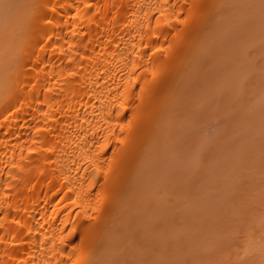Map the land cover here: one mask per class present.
<instances>
[{"label":"bare ground","instance_id":"6f19581e","mask_svg":"<svg viewBox=\"0 0 264 264\" xmlns=\"http://www.w3.org/2000/svg\"><path fill=\"white\" fill-rule=\"evenodd\" d=\"M255 1L15 0L11 4L9 11L13 16L5 24L8 35L0 45V264H106L107 261L135 264L128 263L127 256L136 252L138 257V251L146 248L148 240L145 243L141 241L146 239L136 237V241L135 235H138L132 236V233L141 225L142 220L138 222V219L148 211V204L158 197L157 192L163 186H157L159 156L167 150L166 144L169 146L175 110L182 103L180 97L183 102L187 101L189 85L198 75L197 68L207 63L205 59L221 53L219 46L226 47L225 42L229 46L227 50L236 44L229 45L230 39L226 36L232 30L226 31L225 27L229 28L232 22L233 41L237 22L239 27L246 23L245 17L241 20L236 15L240 6L246 4L245 8L247 5L250 8ZM261 1L255 6L263 7ZM2 4L5 5L0 0ZM258 8L255 11L260 10L262 14L264 7ZM251 9L254 8L249 12ZM244 10L240 17L248 13L245 10L242 14ZM254 15L255 19L257 15ZM260 15L264 18V14ZM225 19L230 22L226 24ZM221 26L222 32L229 31L228 34H219ZM225 37L228 40L224 41ZM208 45L212 48L207 49ZM204 50L209 59L205 58L208 56ZM263 72L259 78L257 75L250 79L255 88L245 84L248 91L259 92L254 95L259 94L257 102L264 100L261 99L264 97ZM248 96L245 97L247 107L255 98L251 96L250 101ZM242 116L239 118L244 120L236 119L237 122L247 119ZM167 124L171 128L165 133ZM241 126L235 122L236 130ZM163 136L168 139L166 142ZM231 145L232 149L238 146ZM147 182L152 188L155 185L154 191ZM145 185L151 188V191L147 188L148 197L142 194ZM145 196L150 198L144 201L143 208L138 198L144 200ZM183 202L179 204L181 210L176 204L179 214L175 217L187 210ZM153 204L155 207V201ZM140 205L142 208H138ZM167 207L171 209L169 212L174 211L170 219L175 218L177 208L173 210L168 204ZM137 208L140 212L146 208V212L137 215ZM183 219L182 215L179 224ZM168 222H163L164 227L175 229V220ZM263 233L254 236L263 238ZM164 236L160 233V244ZM120 237L122 244H119ZM129 239L134 247L128 244ZM252 239L253 245L256 241V246L258 242L264 244V238ZM261 247L263 252L264 245ZM250 250L249 253L253 252ZM141 257L152 262L148 257ZM112 258L117 261L112 263ZM119 259L123 262L119 263ZM143 261L140 264L146 263Z\"/></svg>","mask_w":264,"mask_h":264},{"label":"rangeland","instance_id":"374dc122","mask_svg":"<svg viewBox=\"0 0 264 264\" xmlns=\"http://www.w3.org/2000/svg\"><path fill=\"white\" fill-rule=\"evenodd\" d=\"M259 1L261 0H256L255 2H253L254 4L249 3L250 4L249 7L253 5L255 6L256 2L258 4ZM13 2H15V0H3V3L6 6L9 5L8 8H6V6L3 4L0 5L1 8L0 45L2 44L1 41L6 40L7 38L6 37L4 39V37L8 35L7 34L8 27H6L5 24L11 18L10 16L12 14H10L9 8H12L11 4H14ZM261 2H264V0H262ZM245 5H241V6L239 5V6L244 8L248 13H250L249 15L252 14L253 16L256 11L260 12L261 14L260 10L255 11V8L258 7L256 6L250 7V8H254L251 9L253 10L251 11L252 12L251 13L249 12L250 8H247L248 5L246 6L247 9L245 8ZM262 5L264 7V3H262ZM257 6H259V4ZM260 7L258 9L263 8ZM242 8L241 10H244ZM241 10L239 12L237 10L238 12V13L236 12L237 14L235 12L234 13L237 16H239L238 18L239 19L241 18V20L245 17L246 20L245 19L243 20H245L246 23L242 24V26L239 27L240 24L237 22L239 21L237 16L235 15L237 19L235 18L232 19V21L234 19L237 20L235 22H237L238 27L236 26L235 29L236 33H234L237 40L235 38L233 39V41H231V39L234 38L233 37L234 35L232 36V38L230 36L231 34H233L232 33L233 29L232 27L230 28V26H232V22L230 26L227 25L229 28L225 27L226 31L227 29L229 30L231 29L232 31L231 30H230L231 32L228 31L230 34L226 36L230 40H228L225 37L226 39L224 38V41L228 40L229 42L228 41L227 42L229 43V45L230 43L233 44V42L234 43L236 42V44H233V47H235V49L232 47V45H230L233 51L231 49L227 50L226 48H229V46H227L226 42L224 43V41H222V39L220 38L221 40L219 39V41L220 42L222 41L221 43H224V46L226 45V47H223L221 44L220 45L221 50H220V46L218 49L219 52L221 53L217 54L218 57L219 56L220 57L218 58L217 55H215L216 57H214L213 50L215 51V48L218 47V46L215 47V45L217 44L219 45L220 42L216 43L218 42L216 41V39L211 40L213 42L214 40L216 41L215 42L216 44L214 45L215 48L212 49L213 54H211L213 55V58L211 59L209 57L210 55L208 56V54L204 50L208 56L205 58L208 59L210 58L212 61L211 65L209 62L210 59L209 60L205 59L206 60L205 62L207 63L209 62L208 65L207 63L203 62L202 58H200V60H202V63L204 64L201 65L200 68H197L199 71L198 75H196V77L192 79L190 84L191 86L189 85V87L191 88L189 92L186 93L187 95L184 94L187 97V99L183 95V99L185 98L187 101L183 102L181 100L182 99V95H181L180 102H182L183 104L182 103L180 104L182 106L180 110H177L180 105L179 106L177 105L178 107H176L175 111L177 112L179 111V112L178 113L176 112L177 114L174 112L175 115L173 114L175 116L174 124H171V126L173 127L171 128L169 124V128H168V124H167L165 133H167V130L171 128L170 130L172 131L171 133L172 137L169 141L170 143L167 142L169 146L166 144V146L168 147L167 148L168 151L164 149L166 150L165 153L159 156L161 159L160 160L161 162L159 164L160 166H158V168L160 169V172H158L159 175L158 177H160L159 178L160 180L158 179V177L157 179L159 180L160 183L158 182L159 185L157 184L156 185L158 186V188L161 186V184L163 186H161L159 188L160 190L158 189L159 191L157 192L159 193L157 194L158 197L156 198L158 199V203L157 200L154 198L152 203L148 204V207L146 205L147 202H145V206L147 207L148 210L147 212L144 211L146 210V208L141 212L138 211L139 210L138 208H142L141 205L144 203V201L145 200L147 201V199L150 198L147 197L150 194L152 186L147 182L151 186V188L150 186H148L150 190L149 191L147 189L148 184L146 183L147 184L145 185L146 189L145 188L143 189H145L146 191L148 190V193L146 194V191L142 190L143 191L142 194L144 193L143 195H147V197L145 196V199L143 198L144 200L141 199L144 196L140 193V195L142 196L140 199L138 198V200H141V203H139L141 205L137 208L138 211L137 215L139 214L141 215L142 212L143 213L146 212V213L141 215L142 217L141 219H138V222L139 220H142L140 221L142 223H139L141 225H139L137 231L134 229L132 233V236H134L135 233L138 235V236L135 235V240L136 237L137 239L138 237L142 240L146 239L141 242H145L148 240L147 241L148 245L145 246L147 250L146 248L143 249L141 248L142 250L140 249V251H138L139 254L137 253V256L140 258L136 257L135 255L136 252L135 253L132 252L133 254L127 256V258L129 257V259L127 260L128 263L134 262L135 264H140L143 261L142 259H144V257L141 256L148 257V259L152 260V262L150 261L151 263L146 262L148 260L143 261V263L146 262L147 264H255V262L256 264H262L264 262L263 261L264 256L262 255L264 250H262L263 252H261L262 249L261 246H263L264 244L262 245V243L258 242L259 245L256 246L255 244H257V241L256 243H254V245L252 244L255 241L252 238L257 240L260 237L259 241L264 238V233H263L264 231H261L264 228V210H263L264 208H262L264 207V113H263L264 106L262 104L264 102L262 98L264 97L261 96L263 102L262 101L257 102L260 101V99H258L259 94L257 97H255L254 95H256L259 92L257 93L255 92L256 94H254L253 91L256 90L250 88L253 90L248 91L247 89L249 85L251 87H254L253 84L254 82L252 83V80L250 79L252 77L256 78L257 75L259 78V75L261 76V72L264 71L263 70L264 68H262L263 71L261 70V67L264 65V25L261 24L262 22L261 20H263L264 18L259 17L258 16L260 15L259 13L258 15L257 14L254 15V16L257 15L255 19L252 16H248V13L245 15H247L249 18L251 17L250 19H247L248 17L245 15L240 17ZM246 11L243 12L242 14L246 13ZM263 12L262 14H264ZM231 16H229L227 19L230 20L229 18H232ZM258 17H259L258 20L260 22L257 21ZM227 19H225L226 21L224 20L226 24L230 22L227 21ZM251 19H253L252 22H247V20L250 21ZM259 24H261L260 29H259L260 26H258ZM222 25L224 27L225 24ZM233 28H235L234 25ZM257 29L260 31H258ZM217 30L216 33L218 34ZM223 30L224 29L222 28L221 32ZM224 32L219 34L222 35L224 34ZM228 32H226V34H228ZM211 41L210 43L213 44V42ZM210 45L207 46V49ZM211 46L210 48H212ZM222 48L225 49L223 50ZM0 50H1V46H0ZM229 51L230 52L232 51L231 52L232 54ZM1 52L2 50L0 51V54ZM228 52L230 54H228ZM205 53H202L201 55L206 56L203 55ZM210 53L211 51H209V54ZM1 61L2 60H0V62ZM261 61L263 64L261 63ZM2 66L4 67L3 64ZM193 73L196 74V72ZM193 73L191 77H193ZM255 78H253V80ZM249 80L251 81V83H247L249 82ZM260 80H262V78L259 79V81ZM193 81H195L194 84ZM245 84H248V86ZM255 84H256V80H255ZM245 86L247 87L244 88ZM246 89L248 92H250L249 93L250 98L251 96L255 97L253 100L252 98L250 99V101L252 100L254 103L252 102L251 104L248 105V107L246 106L247 104L246 102H248L246 101L247 100L246 98L248 96V94L246 93ZM257 90L260 91L259 88ZM187 91H183V92L185 93ZM262 91H264L263 88L261 92ZM259 104L262 105H260V109L258 110ZM251 107H253V109L250 112V110L248 109H250ZM255 107H257L256 110ZM247 111H249V113H247ZM259 112H261L262 115H260ZM242 113L243 116L246 117L247 119L243 121L244 123L240 122V120L238 121L240 125H242L238 131L235 128V122L238 123L237 122L238 119L244 120V118H239V116L240 117L242 116ZM258 114L260 115V117L258 116ZM232 122L234 125H232ZM240 130L243 131L244 133L240 132ZM168 134H164L165 137ZM235 135L236 136L238 135V137H236ZM165 137L163 140L166 142V140L168 139H166ZM232 137L234 138L235 141L232 140L233 139ZM231 140L234 143H232ZM235 143L238 144L236 148L234 146ZM231 144H233L234 149H232L233 147H231L232 146ZM163 146L164 143L162 147ZM154 165L155 164H153V166ZM158 168L156 166V169ZM150 174L153 173L151 172ZM166 177H167V182L165 183ZM153 188H155V185H153ZM160 193L162 194L164 193V194L161 195ZM183 193L186 194L184 195ZM152 195L153 194L151 193L150 196L152 197ZM160 197H162V199ZM176 198L178 199L177 201ZM179 199L181 202L184 201L182 206H184V209L186 208L188 210V211L187 210L180 211L184 218L183 219L184 221L183 222L181 221L182 225L181 222L179 224L178 221L182 218V215L179 217H175L179 214L178 209L181 207V205L179 204H182L181 202H179ZM151 200L152 199H150V202ZM163 200H165L166 202ZM154 201H155V207L153 204ZM160 202L162 203L164 202L165 203V204L163 203L164 206L161 205ZM167 204L170 208L179 207L177 208L178 212L177 211H176L177 213L175 212L174 215L175 218L170 219L171 216L173 217L174 211L169 212V210L171 209H169L168 207L166 208ZM149 205H151V207ZM158 205L159 208L157 207ZM142 206L144 208V205ZM175 208L173 210H176ZM179 210H181V208ZM165 211L167 213L163 214V212ZM137 215L135 216L137 217ZM167 220L168 221L175 220V222L178 221L176 223L174 222L173 223L175 224V226H177L178 224L179 226L177 227L174 226L175 229H173L172 227H171L172 229H169L170 227L168 225L167 226L165 225L164 227V224L168 222ZM136 221L137 220H135V222ZM135 222L132 223L134 224ZM136 225L138 224H134V226ZM128 226L126 225V227ZM161 226L164 229L168 227V229L164 230L161 228ZM159 228H161V230ZM124 230L126 231L127 228L126 229L124 228ZM144 232L146 233L144 234ZM141 233L144 234L145 236L143 235L142 237ZM160 233L162 236H164V233H166L165 236H167V237L165 236L163 237L162 239L163 242H161L162 244H160L161 239H159ZM255 233L256 235H258V233H261L259 234L261 236L263 233V238H261V236L255 238L256 236V235L254 236ZM249 235L253 237L249 238L248 237ZM169 236H170L169 239L167 240L164 239V238H168ZM121 238L122 237H120V239L118 238L120 240L119 244H122L121 242H123ZM247 238L249 240H247ZM126 239L127 238H125V240ZM131 239L133 240L132 242H134V238L132 237ZM131 239H129V241ZM151 241H153L154 244ZM247 241L248 243L249 241L251 242L253 248L250 247V243L249 245H247L248 247L246 246ZM262 241L264 243V239ZM150 242L152 244H150L149 246ZM116 243L118 246L119 245L118 241L115 242V244ZM130 243L131 241L128 244ZM124 245L126 244L124 243ZM131 246L134 247L133 244ZM158 246L159 247L161 246L160 249ZM249 249H251L250 252L251 251L253 252L249 253ZM133 250H135V248ZM126 252L129 253L128 250ZM144 252H146L145 253L146 255L144 254ZM122 253L125 254V252ZM149 253H151V256L153 255L154 257H149L150 256ZM111 255L112 253H110L109 256ZM118 256H120V254ZM137 259L139 260L136 262ZM115 260L113 259L112 263H114ZM118 261H120V259ZM121 262H123V260L120 261L119 263ZM106 264H109V262L107 261ZM115 264L118 263L115 262Z\"/></svg>","mask_w":264,"mask_h":264}]
</instances>
